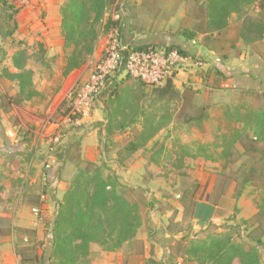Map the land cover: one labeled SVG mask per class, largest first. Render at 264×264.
Wrapping results in <instances>:
<instances>
[{"label":"rangeland","instance_id":"obj_1","mask_svg":"<svg viewBox=\"0 0 264 264\" xmlns=\"http://www.w3.org/2000/svg\"><path fill=\"white\" fill-rule=\"evenodd\" d=\"M207 1L115 0L98 31L96 50L100 41L105 43L110 18L131 43L157 42L161 36L198 49L203 36L196 30L203 27ZM3 2L21 6L24 0H0V247L13 237L14 249L33 250L40 264H193L178 256L179 243L229 233L235 243L254 246L264 264V84L252 93L228 83L207 85L209 80L177 84L175 93L159 100L158 87L115 76L92 123L64 132L49 159L42 126L60 119L62 103L45 118L50 104L68 90V75L63 77L64 66L48 61L43 47L18 39L17 16ZM245 11L233 14L226 29L204 41L208 47L202 51L215 49L220 66L230 70L252 57L264 62V38L253 43L240 38L243 20H264V10L260 13L255 3ZM185 32L194 38L187 40ZM19 50L27 55L21 72L12 62ZM20 73L24 78L14 77ZM25 81L31 86L21 90ZM185 87L194 93L184 102ZM33 92L37 95L28 100ZM32 118L42 120L41 126ZM69 135L80 138L77 146H68ZM53 159L61 168L50 201L46 171ZM100 180L122 206L121 212L103 213L116 220L102 223L92 235L95 241L75 256L67 259L64 251L51 256L57 204L65 203L72 188ZM63 231L60 242L72 249L71 228Z\"/></svg>","mask_w":264,"mask_h":264},{"label":"trees","instance_id":"obj_2","mask_svg":"<svg viewBox=\"0 0 264 264\" xmlns=\"http://www.w3.org/2000/svg\"><path fill=\"white\" fill-rule=\"evenodd\" d=\"M115 0H67V4L60 10L61 25L65 32L67 44L69 45L70 59H67V64L64 69L63 76H67L70 72L81 68L87 61V58L95 52V42L98 36V31L102 29L106 10L114 5ZM257 3L260 13L264 10V0H208L207 7L201 15L203 19V27L196 30L202 34V46L208 47L205 40L211 39L214 32H221L226 29L228 19L234 15H241L246 12L253 4ZM6 7L16 14L20 11V7L13 4L3 2ZM116 22L111 18L106 21L105 29L108 31L112 26H116ZM16 28V23L15 26ZM122 30V29H121ZM119 29V32H121ZM187 33V32H185ZM211 34V35H210ZM187 40L194 38L193 34H182ZM122 37V34H121ZM240 38L247 43H253L264 38V20L259 18L254 20L251 17H246L243 20L240 28ZM19 44L21 42H18ZM147 47H156L153 45L134 47L137 50H143ZM170 48L177 50L180 54H186L180 46L174 45ZM215 50V49H214ZM26 53L19 50L13 55V67L21 72L25 69ZM23 73L14 74V77L24 78ZM28 82H23L19 86L21 90L29 86ZM31 86V85H30ZM175 93L174 85L168 81L164 86L156 89L157 99L163 100L169 94ZM193 90L189 87L185 88L181 93V100L187 101L193 94ZM37 95L35 92L28 96L30 100ZM93 183V186L91 184ZM88 184L86 187L72 188L65 197V203L57 204V211L54 218V242L52 246V254L56 251H64L67 254V259L75 256L79 248L87 246L94 242L96 229L102 227V223L113 222L112 219L104 218L103 213L115 214L113 211L121 212L122 206L115 198V194H110L107 191L109 184L105 181H95ZM92 190L89 193V190ZM264 204V200H263ZM119 219V218H118ZM71 228L69 242L73 244L69 248V243H62L61 234H64L63 228ZM90 235V236H89ZM66 239L64 237L62 240ZM79 244H74V242ZM259 242V241H258ZM176 251L184 261L193 264H261L257 250L252 245H244L235 243L229 233L220 236H205L196 239L195 242L179 243L176 246ZM65 249V250H64ZM15 259L18 264H40L37 261V255L33 250L28 248H15Z\"/></svg>","mask_w":264,"mask_h":264},{"label":"crops","instance_id":"obj_3","mask_svg":"<svg viewBox=\"0 0 264 264\" xmlns=\"http://www.w3.org/2000/svg\"><path fill=\"white\" fill-rule=\"evenodd\" d=\"M65 1L66 0H24V5L17 6L20 7L21 9L16 15L17 16L16 27H18L17 34H19L18 39L20 41L26 39L27 45L31 47L32 46L43 47L47 51L46 53L47 56L49 57L48 61L50 63L55 62L56 64H58V66L62 65L64 67L66 66L64 63L67 61L66 58L68 57L65 51L68 44L66 41L65 32L63 31L61 25L60 10L65 4ZM122 31L124 32L121 33L123 37L122 38L123 41L127 44H130L133 47L149 46V45H153L157 47H171L174 45H178L184 51H186L188 55L191 56L198 55L200 57L199 59L203 60L204 66L195 69V71L193 68L180 71L172 81L174 88L175 86H177V84L184 86L185 85L193 86L194 84L202 85L203 83L205 84V80H209L207 82V85L214 83L215 86L216 84L219 83H221L222 85L228 83L238 91H244L245 88H248L246 92L252 93L257 90H260V88L258 87L264 84V62L261 60L259 61L258 58L257 59L254 57L249 58L246 65L242 64L230 70L225 66L223 67L220 66L219 60L216 58V56L214 57L215 55L214 49L208 48V50H210L209 54L202 51V49H207V47L202 46V44H200L198 49L190 50L187 49L186 45L179 43L178 39L176 40L170 37H161V36L157 39V42L139 41V43L136 42L131 43V41L127 39V37L125 36V29ZM103 43L104 41H100L101 48L99 44L98 50L95 49L94 54L90 56L91 60L89 59L88 62L85 65H83L81 68L74 70L68 74L66 80L70 82L69 88L64 94H62V96L60 97L57 103L53 101L52 104H50V107L46 112V118H45L46 121H47V117L49 118L52 109L54 110L53 112L55 113L56 110L60 107L59 106L60 103L63 102L65 95L69 90L73 89L75 86H78L86 82L91 71L92 63L95 62L101 55L103 49L102 47ZM239 59L244 61V56L243 55L240 56ZM254 69L255 70L257 69L256 72L254 71ZM254 72L256 74L252 75L254 74ZM200 77H206V78L204 79V81L203 80L200 81ZM31 121L33 124H36L38 126H41L43 122L38 118H32ZM42 128L43 130L46 129L45 134L47 135V137L52 133L53 126L51 125V123L44 122ZM36 132L39 133V131ZM91 135L92 133L88 134L87 136H91ZM79 139L80 138L78 136L69 135V138H67L66 143L68 144V146L69 144H71V146L76 144L77 146V144H79ZM85 140H87V138H83V141ZM18 154L24 155L23 153H18ZM58 154L59 152H56L54 158H56V155ZM50 161L52 163V168L46 171V182L48 183V188H47L48 199L51 201L53 200L54 189L59 185L58 177L60 174L59 170L61 167L60 164L55 163L56 161L55 159ZM62 165L63 164L61 162V166ZM18 222L19 223H17L16 225H20L22 223L21 221ZM11 239L12 240L6 242L2 247H0V253H1L0 257L2 258L1 260L3 261L1 264H17L14 255L13 237ZM4 255H7L6 261L3 257ZM178 256L181 259H183L180 255Z\"/></svg>","mask_w":264,"mask_h":264},{"label":"built area","instance_id":"obj_4","mask_svg":"<svg viewBox=\"0 0 264 264\" xmlns=\"http://www.w3.org/2000/svg\"><path fill=\"white\" fill-rule=\"evenodd\" d=\"M199 58L180 54L170 47L156 46L137 50L123 41L118 27L112 26L100 57L92 63L86 82L66 93L61 117L57 122L51 123L53 130L48 136L49 159L60 144L64 132L77 130L91 123L100 97L115 76L123 75L145 86L160 88L168 81L172 82L180 71L202 67L203 63ZM32 212L35 213L36 210L33 209Z\"/></svg>","mask_w":264,"mask_h":264}]
</instances>
